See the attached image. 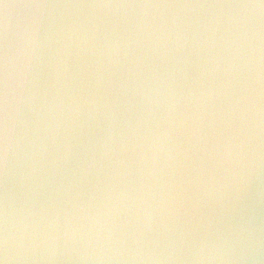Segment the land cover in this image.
<instances>
[{
	"label": "water",
	"instance_id": "obj_1",
	"mask_svg": "<svg viewBox=\"0 0 264 264\" xmlns=\"http://www.w3.org/2000/svg\"><path fill=\"white\" fill-rule=\"evenodd\" d=\"M0 264H264V0H0Z\"/></svg>",
	"mask_w": 264,
	"mask_h": 264
},
{
	"label": "clouds",
	"instance_id": "obj_2",
	"mask_svg": "<svg viewBox=\"0 0 264 264\" xmlns=\"http://www.w3.org/2000/svg\"><path fill=\"white\" fill-rule=\"evenodd\" d=\"M10 5L5 4L4 9H5V16L7 17V9H9ZM4 75H5V95H4V103H5V128H4V139H5V154L7 153V139H8V129H7V120H8V115H7V103H8V60L7 57L5 58V64H4Z\"/></svg>",
	"mask_w": 264,
	"mask_h": 264
}]
</instances>
